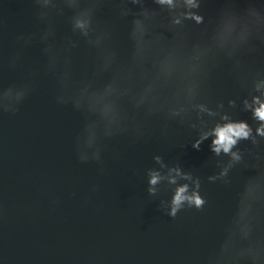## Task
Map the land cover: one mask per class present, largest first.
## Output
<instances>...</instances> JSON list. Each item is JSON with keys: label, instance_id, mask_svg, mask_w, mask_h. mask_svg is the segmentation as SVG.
<instances>
[{"label": "water", "instance_id": "obj_1", "mask_svg": "<svg viewBox=\"0 0 264 264\" xmlns=\"http://www.w3.org/2000/svg\"><path fill=\"white\" fill-rule=\"evenodd\" d=\"M194 2L0 0V264H264V0Z\"/></svg>", "mask_w": 264, "mask_h": 264}, {"label": "clouds", "instance_id": "obj_2", "mask_svg": "<svg viewBox=\"0 0 264 264\" xmlns=\"http://www.w3.org/2000/svg\"><path fill=\"white\" fill-rule=\"evenodd\" d=\"M158 2L171 5L173 0H158ZM187 3L191 6H196L194 0H187ZM245 104L246 107L252 110L253 116L260 122L259 127L256 129V133L264 136V101H261L258 97H254L252 104H249L247 101H245ZM223 119L226 121L225 123L217 124L210 132L203 133L201 138L192 144V147L199 150L202 140L206 139L208 136H212L213 139L210 146L212 152L217 155L223 152L224 154L230 155L233 160L239 161L241 159L240 155L238 152L232 151V149L240 140L251 138L253 135L252 129L245 121H232L227 117H223ZM156 159L159 160L160 158L157 157ZM170 171L175 172L176 175L181 174L178 168L171 169ZM160 178L158 171H149L147 181L148 187L146 189L149 195H154L156 193L155 186L158 184ZM198 187L199 185L197 183V188ZM187 190V185H181L176 189L165 207V215L170 218H175L177 214L184 209L185 203H187L188 207H195L197 209L204 206L205 201L199 195L198 191H194L191 195H188Z\"/></svg>", "mask_w": 264, "mask_h": 264}]
</instances>
